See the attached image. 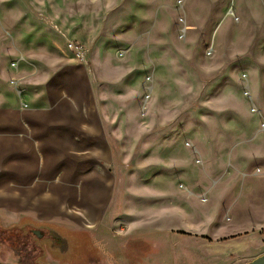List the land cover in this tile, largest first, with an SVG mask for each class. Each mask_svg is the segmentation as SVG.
Returning a JSON list of instances; mask_svg holds the SVG:
<instances>
[{
  "label": "rangeland",
  "instance_id": "obj_1",
  "mask_svg": "<svg viewBox=\"0 0 264 264\" xmlns=\"http://www.w3.org/2000/svg\"><path fill=\"white\" fill-rule=\"evenodd\" d=\"M37 7L83 26L71 40L110 134L125 135L92 163L77 157L75 188L60 189L81 197L91 179L97 203H0V264H213L194 240L264 206V0H0L4 45ZM24 221L81 233L79 253L39 257L47 239Z\"/></svg>",
  "mask_w": 264,
  "mask_h": 264
},
{
  "label": "crops",
  "instance_id": "obj_2",
  "mask_svg": "<svg viewBox=\"0 0 264 264\" xmlns=\"http://www.w3.org/2000/svg\"><path fill=\"white\" fill-rule=\"evenodd\" d=\"M57 11L59 7L51 9ZM59 18L58 26L59 19L46 16L37 7L31 19L22 26L15 25V41L6 45L0 41L4 59L0 73V169L2 165L4 168L0 185L4 186V196L0 203L10 205L12 210L13 205L46 202L97 203L91 179L84 185V199H78L81 197L75 192L64 198L60 189L67 192L69 187L75 188L72 180L76 177L68 176L80 170L77 157L92 163L94 155H105L106 141L125 135L123 131L110 134L109 116L102 106L101 89L94 88L90 64L69 48L70 43H75L71 37L80 38L79 28L83 26ZM44 26L53 35L40 32L39 27ZM46 35H51L48 41L43 37ZM61 173L68 174L62 177ZM46 187L59 192L46 195L41 190ZM14 188L21 191L14 193ZM259 207L257 220L222 224L223 232L218 236L195 239L194 244L206 253L204 260L213 264H248L264 255V206Z\"/></svg>",
  "mask_w": 264,
  "mask_h": 264
},
{
  "label": "flooded vegetation",
  "instance_id": "obj_3",
  "mask_svg": "<svg viewBox=\"0 0 264 264\" xmlns=\"http://www.w3.org/2000/svg\"><path fill=\"white\" fill-rule=\"evenodd\" d=\"M26 227H29L32 235L37 237V241H43L45 238L47 239L46 243L48 244V247H37L40 250L39 257L44 256L45 251L48 252L49 250L51 252L58 251L59 254H63L66 252L65 250H68V254L70 253V255L74 257L77 256V252L79 253L76 248L81 247L79 237L81 233L70 231L65 232L64 229L54 226H44L42 229L37 226H33L32 223L26 225ZM44 230L47 232L45 233ZM33 249L34 247H32L30 251H35ZM12 251L17 254L19 252H27L29 249L28 247H13Z\"/></svg>",
  "mask_w": 264,
  "mask_h": 264
},
{
  "label": "water",
  "instance_id": "obj_4",
  "mask_svg": "<svg viewBox=\"0 0 264 264\" xmlns=\"http://www.w3.org/2000/svg\"><path fill=\"white\" fill-rule=\"evenodd\" d=\"M248 264H264V255L256 258L255 260H253L252 262Z\"/></svg>",
  "mask_w": 264,
  "mask_h": 264
},
{
  "label": "built area",
  "instance_id": "obj_5",
  "mask_svg": "<svg viewBox=\"0 0 264 264\" xmlns=\"http://www.w3.org/2000/svg\"><path fill=\"white\" fill-rule=\"evenodd\" d=\"M69 47H70L71 49L77 51V52H79V51L82 49L81 45H78V44H75V43H71V44L69 45Z\"/></svg>",
  "mask_w": 264,
  "mask_h": 264
}]
</instances>
